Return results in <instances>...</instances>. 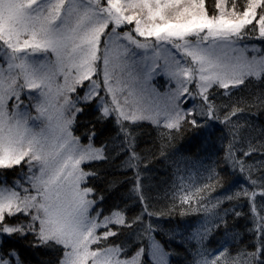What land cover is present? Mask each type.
I'll list each match as a JSON object with an SVG mask.
<instances>
[{"label":"snow or ice","instance_id":"6c2138e0","mask_svg":"<svg viewBox=\"0 0 264 264\" xmlns=\"http://www.w3.org/2000/svg\"><path fill=\"white\" fill-rule=\"evenodd\" d=\"M213 7L206 0H0V264H33L25 251L34 264H173V255L176 264H264V128L251 135L253 118L264 114V48L247 43L264 41V0H213ZM157 76L165 91L153 83ZM106 122L116 135L95 147ZM81 123L87 145L75 134ZM145 123L160 146L142 154L136 133ZM184 130L220 132L222 158L193 162L203 180L168 151ZM215 142L206 136L198 150ZM156 159L173 166L161 207L141 178ZM116 160L135 173L128 199L138 212L101 207L121 183L105 170ZM85 162H92L87 170ZM221 163L245 184L212 197L224 187ZM240 219L249 240L243 247L234 227ZM126 233L138 241L134 254L118 243ZM220 233L219 246L210 247ZM173 241L182 251L169 250Z\"/></svg>","mask_w":264,"mask_h":264},{"label":"trees","instance_id":"16d2710c","mask_svg":"<svg viewBox=\"0 0 264 264\" xmlns=\"http://www.w3.org/2000/svg\"><path fill=\"white\" fill-rule=\"evenodd\" d=\"M238 2L243 3L244 0H238ZM206 5L209 8V11H212L214 9L213 0H206ZM260 41L261 40L259 39H253L247 41V43L249 46L255 45L258 48H264V42L263 41L260 42ZM253 123L256 125L257 131L251 133V135L255 136L259 134L258 130L260 128H264V114L254 117ZM74 127L76 129L75 134L80 137L81 144L87 145L89 141L85 135L86 129L84 124L81 123ZM98 128H99L98 135L93 140V145L95 147H100L108 139H110L111 137H115L116 135L115 126L111 123L106 122L104 125L98 126ZM101 132L103 133L102 135L100 134ZM209 135H211L213 141H216L214 146H210L208 152H204L203 150H198V146L203 144L205 137ZM218 136H220L219 131L194 133L191 130H184L183 132L177 134L173 146L170 147L168 151L175 152L178 154L176 157H174V159L176 164H178L181 169H185L187 167L189 171L193 172L194 176L197 172H199L200 176L198 177V179L203 180L204 175H206L203 172V168H201L199 165L193 167V162L197 157L202 159L205 162V164H209L213 160L222 158L223 153L219 152L220 144L218 140H216ZM136 142H137V150L140 153L146 154L148 152H156L160 146L159 133L153 125L145 123L144 127L137 130ZM181 156L190 157V159L182 160L180 159ZM91 163L92 162H85L82 165V167H84L87 170L90 167ZM249 163H253V161L250 160ZM118 164H119V160H116L112 164L105 165V170L107 172L113 173L114 177L119 179L121 183L117 185V189L113 190L112 192H105V200L101 202V207L106 213L109 210H114L115 205H119L121 208L126 207L128 210L136 209V212H138L141 206L134 199H128V195L132 188V184L130 183V181L132 180V177L134 176L135 173L134 171L119 169L116 166ZM149 167L152 170L143 172L141 178L146 183L147 194L151 197V203L156 207H161L166 203V200L164 199V195L169 185L168 183L165 182L166 181L170 182V178L172 175L171 169L173 166L171 162L162 164L160 163L159 159H156L149 165ZM218 170L221 171V173L224 175V187L221 188L217 186L216 190L211 193L212 197H215L217 195H222L225 192V190L234 192L238 188H240L241 185L245 184V181L239 175L233 177L225 173L224 166L222 163L220 164ZM125 171H127L126 176L123 174ZM107 178L112 179L113 176H108ZM8 179L9 182H11L12 176H9ZM92 185L99 187L101 190H103L105 187L104 185L100 184L98 181H92ZM241 203L244 204L243 211L247 212L248 208L246 203L244 201H241ZM225 206H227V202H225ZM136 212L129 211L128 214L131 216V215H135ZM153 219H155V217ZM185 219L189 221H194L195 218L190 216V217H186ZM229 223L233 224V221L230 220ZM245 223L246 222L243 219H240L234 224L235 229L241 233L240 239L243 242L242 244L239 245L241 247L249 243L248 232L246 230ZM164 224L166 225L167 221H164ZM184 227H186V225H182L181 230H183ZM222 235L223 233H220V235H218L216 239L212 240L209 246L212 248L218 247L219 246L218 241L220 240ZM163 240L166 244L169 243L166 237L163 238ZM118 243H125L128 251L134 254L133 250L136 244L138 243V241L135 239V237H132L131 242H128V236L126 233L125 236H122L120 238V241H118ZM19 247L23 248L22 245H19ZM169 250L182 251L180 248L177 247V243L175 241L171 242ZM24 256L29 260H33V264H34V257L32 256L31 252L25 251ZM170 259L173 261V264H176V261L180 258L173 255L172 257H170Z\"/></svg>","mask_w":264,"mask_h":264},{"label":"rangeland","instance_id":"374dc122","mask_svg":"<svg viewBox=\"0 0 264 264\" xmlns=\"http://www.w3.org/2000/svg\"><path fill=\"white\" fill-rule=\"evenodd\" d=\"M239 3H241V2H239ZM212 11H214V9ZM212 11H210V12H212ZM249 47H251V45ZM153 83L161 91H165L167 89V81L165 80V78L163 76H157L156 79L153 81ZM21 98L25 99V97L23 95ZM25 103H28V101L26 99H25ZM21 107H23V105H21Z\"/></svg>","mask_w":264,"mask_h":264}]
</instances>
